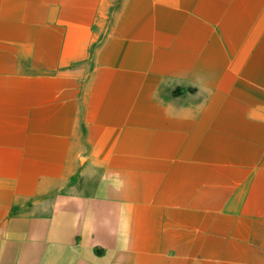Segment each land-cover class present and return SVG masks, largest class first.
<instances>
[{"label": "crops", "instance_id": "1", "mask_svg": "<svg viewBox=\"0 0 264 264\" xmlns=\"http://www.w3.org/2000/svg\"><path fill=\"white\" fill-rule=\"evenodd\" d=\"M0 264H264V0H0Z\"/></svg>", "mask_w": 264, "mask_h": 264}, {"label": "clouds", "instance_id": "2", "mask_svg": "<svg viewBox=\"0 0 264 264\" xmlns=\"http://www.w3.org/2000/svg\"><path fill=\"white\" fill-rule=\"evenodd\" d=\"M199 91H204V92H208L209 94H211V90L209 88L199 89ZM198 94H199V92H198Z\"/></svg>", "mask_w": 264, "mask_h": 264}]
</instances>
